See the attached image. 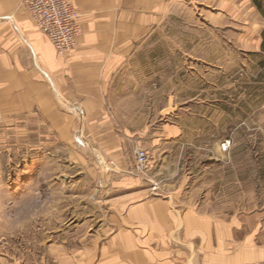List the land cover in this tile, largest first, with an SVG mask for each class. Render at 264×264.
I'll return each mask as SVG.
<instances>
[{"label": "rangeland", "instance_id": "obj_1", "mask_svg": "<svg viewBox=\"0 0 264 264\" xmlns=\"http://www.w3.org/2000/svg\"><path fill=\"white\" fill-rule=\"evenodd\" d=\"M143 46L120 71L130 98L115 102L119 110L135 128L172 130L166 150L204 212L255 206L264 194V0H175ZM37 121L0 118V255L7 264H98L118 216V193L102 176L111 166L94 143L37 132ZM134 151L132 176L149 177L154 160L140 173Z\"/></svg>", "mask_w": 264, "mask_h": 264}, {"label": "crops", "instance_id": "obj_2", "mask_svg": "<svg viewBox=\"0 0 264 264\" xmlns=\"http://www.w3.org/2000/svg\"><path fill=\"white\" fill-rule=\"evenodd\" d=\"M73 1L82 34L59 57L21 0H0V118L36 119L37 132L79 136L107 160L102 176L118 193V216L98 264H264V194L234 214L204 212L186 193L180 158L166 150L172 130L135 128L115 104L130 98L120 71L175 0ZM137 145L156 150L149 177L132 176Z\"/></svg>", "mask_w": 264, "mask_h": 264}, {"label": "built area", "instance_id": "obj_3", "mask_svg": "<svg viewBox=\"0 0 264 264\" xmlns=\"http://www.w3.org/2000/svg\"><path fill=\"white\" fill-rule=\"evenodd\" d=\"M20 7L49 39L57 56L66 55L78 45L82 25L73 0H21ZM222 149L227 152L230 142H225ZM134 161L140 173L152 170V157L145 148L134 151Z\"/></svg>", "mask_w": 264, "mask_h": 264}]
</instances>
